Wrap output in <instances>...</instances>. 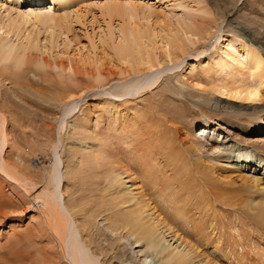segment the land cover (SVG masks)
<instances>
[{
    "label": "rangeland",
    "instance_id": "374dc122",
    "mask_svg": "<svg viewBox=\"0 0 264 264\" xmlns=\"http://www.w3.org/2000/svg\"><path fill=\"white\" fill-rule=\"evenodd\" d=\"M75 1L63 8L49 0H0V6L10 10L12 16L15 15L13 12L41 9L44 12L53 10L57 15L67 13L70 19L73 18L65 30L47 32L30 23L22 25L15 34H4L5 27L0 31V37L15 43L22 42L25 35L33 34L32 51L41 60L36 61L34 56L30 66L21 68L19 63L0 56V116L5 122L3 132L9 140L3 156L11 166L18 168L19 176L36 186L40 185L38 182L42 180L44 169L51 170L54 164L60 165L57 171L60 170L61 176L65 174L59 189L64 194L61 193V199L72 201L76 218L73 217L74 227L78 232L80 229L83 239L97 251L103 264H139L141 255L137 256V251H147V247L142 241L135 243L136 236H131L126 229L118 233L108 229L111 218L120 215V209L115 205L121 202L122 193L118 188H108V182L100 174L101 169L86 162V154L82 153L83 156L77 149L84 135L82 130L89 126L91 130L108 135L104 145L113 163L123 166L124 160H129L135 168L147 165V170L152 173L150 177L157 175L154 184L150 185L152 192L164 205L172 206L171 211L181 210L184 215H189L184 228L190 235L193 231L194 234L205 232L199 237L205 239V244L200 245L198 254L201 256L195 260L197 264H264V227L257 224L248 210L252 198L261 201L264 191L249 190L234 175L240 169L264 181V164L234 157L244 148L253 150L254 156L264 154V123L259 119L264 122V101L246 107L235 96L225 95L227 98L222 99L219 94H223H214L205 76L188 78L193 73L200 74L216 48L232 35L256 45L264 59V0H129L152 11L170 14L172 18L195 17L203 26L214 28L215 34L206 41L189 43L179 60L164 62L162 58V65L154 70L133 72L123 77L113 73L115 67L110 66V57L104 54L105 50L111 49L102 42L109 37L106 36L108 18L99 15L96 6L101 0ZM31 6L40 9H30ZM4 18L0 14L1 26L6 23ZM152 18L147 25L155 26ZM20 32L23 37L19 36ZM159 44L158 40L155 46ZM156 50L161 51L160 47ZM77 56L82 59L92 56V61L86 59L81 65ZM71 57L75 65L79 64L78 72L70 71L67 66ZM95 62L103 67L105 64V69H112L108 71L112 73H105V83L98 88L90 87L88 75L94 70ZM67 81L84 84L83 90L76 94V97L80 96L79 101L71 103L75 106L73 110L67 108L69 104L60 106L44 100L51 93H59ZM22 83L27 84L26 92L18 87ZM140 88L141 92H138ZM86 120H89V126H86ZM130 120L138 121L133 133L128 135L131 138L121 129L128 121L131 124ZM252 121L256 124L251 126L256 125V130L237 123ZM202 127L211 130L208 138L207 133L200 136ZM194 139H209L210 143L220 145L221 150L213 152L208 142L202 149H196L197 145L192 143ZM124 141L133 144L128 147L122 144ZM117 147L121 150L119 158ZM93 148L96 149V145ZM56 153L60 160L56 159ZM20 156L24 160L22 164L17 160ZM68 170L70 178L66 177ZM124 176L127 187L132 186V197L137 198L134 188L139 182L134 184L127 174ZM15 183L0 173V264L67 263L48 237L37 200H30L23 187ZM134 207L135 202H132L125 204L123 209L127 211ZM149 214L143 217L147 219ZM85 218L86 221L93 219V225L83 230ZM81 235L79 232V238ZM177 239L174 232L167 234L168 245L174 246L172 248L180 247ZM257 240H261L263 247L256 246ZM148 263L164 264L158 257H151Z\"/></svg>",
    "mask_w": 264,
    "mask_h": 264
},
{
    "label": "bare ground",
    "instance_id": "6f19581e",
    "mask_svg": "<svg viewBox=\"0 0 264 264\" xmlns=\"http://www.w3.org/2000/svg\"><path fill=\"white\" fill-rule=\"evenodd\" d=\"M49 1H51V3H53L54 5H60L64 8L67 5L70 6L71 2L75 0ZM128 1L129 0H101L96 3L97 9H99V15H102L109 20H106L107 25L105 24L107 26L106 36H108L109 39H102V42L104 41L106 44H108L109 48L111 49V52L105 50L106 53L104 54L107 55L106 57H110V66L114 65L115 69H113V73L116 74V76L119 75L123 77L126 74H131L133 72L146 73V71L148 72L153 68H157L162 65V58L164 62L166 60H168V62L179 60L180 57H182L179 55L185 54L189 43L196 44L201 40L206 41L215 34L214 28L203 26L202 21L199 22V20H196L195 17H191L188 19L172 18L170 17V14L165 15L166 13L152 11L151 9L145 8L141 4ZM75 2H73V4ZM29 8L40 9L39 7L35 6H31ZM2 10L6 11V8L0 6V14L5 16L6 23L3 26H1L0 24V31L4 29L3 27H5L6 30H4V34L7 35L15 34V32L18 31V29L22 25H27L30 23L31 25L33 24L34 26L42 28L47 32L53 29L65 30L67 29L66 27L69 25V22L73 19H70V17L67 16V13L64 15H57L53 12V10L49 9V12H44L41 9L40 11L37 10L38 12L36 10H30L28 12L24 11L21 13L13 12L15 14L14 16L11 15L12 12L10 10H7L5 14H3L4 12ZM77 11L80 10L77 9ZM77 11L75 13H77ZM150 18L154 20L152 21V23L155 22V26L147 25L151 20ZM0 22L2 23L3 21ZM23 31L25 30H22V32ZM19 34V36L21 37V32ZM20 37L18 38V41L21 39ZM235 37L233 35L231 37H227V42L221 43L218 48L215 47V54L209 58V63L207 64L206 68H202L203 70L200 71V74H194L192 72L193 74H191L188 78L198 79L202 76H205V81H207L208 83H206L210 85V90L213 91V93L218 92L223 94H219L220 98L223 99L226 97L225 95H230L229 97L232 96L234 98L235 96L239 98L241 100L240 104L245 105L246 107L259 105L256 103L264 101V59L262 53L260 52V50H258L257 47H255L256 45L251 44L250 42H245L243 40L240 41ZM158 40L160 44L159 46H155ZM34 42L35 37L33 36V34L31 36L30 34L25 35L22 42L19 41V43H15L7 38L3 39L2 37H0V56H2V58L5 60L12 59L17 63V65L19 63V66L21 68H23V66H30L34 61V56L36 61L41 62V60H38V56H36L32 51ZM105 43H103V45ZM238 44L240 45L237 46ZM157 47H160V52L158 51L159 49L156 50ZM45 49H47V47ZM157 51L161 54H159ZM92 56H90L91 59ZM96 56L98 55H95L94 57L97 58ZM84 59L85 58L82 59L81 57H78V61H80L81 65H83L82 63H84L86 59L92 61L88 57L85 60ZM69 60L70 62L69 64H67V66L69 69H71L70 71L73 70L75 72L79 64L75 65V63H73L72 61V57L69 58ZM100 60L99 62L102 61ZM96 63L97 62H95L94 67L92 68L94 70H91L90 74L87 73L90 76L89 82L92 85L90 87L93 88H98L103 85L105 83L104 80L106 75L112 73L108 72L112 71V69L109 70L110 68L107 69L108 67L106 69L104 68L106 66L104 63V67L101 66L100 63L99 65ZM91 66H93V64ZM214 70L215 72H213ZM218 75H220L221 77H219ZM219 78L221 79L219 80ZM67 82L68 83L65 85L62 84L63 86H61L59 93H51L50 96H48L46 99H43L45 101H49L50 103L54 102L56 104H60V106H62V103L69 104L68 107H66L73 110L75 106L71 105V103H76V101H79L80 96L76 97V94L83 90L84 84H80L79 81ZM18 87L25 92L27 90V84L22 83L18 85ZM141 89L142 88H140L138 92H141ZM231 101H233V99ZM237 103H239V101H237L236 104ZM85 115L87 118H90V115H88L87 113H85ZM259 119L261 120V123H264L262 121V118ZM130 121L131 124L129 123V121L123 125L120 124L122 126L121 129L126 133V136L132 134L134 131L133 129L138 125V121ZM75 123L77 122L75 121ZM85 123L88 124L89 120H86ZM237 123L241 124L244 128L248 127L254 130L257 129L256 125L254 127L251 126V124H256L255 121H252L249 124H246V122ZM86 126H89V124ZM4 127L5 122L0 116V173L5 175L6 178L9 179V182L11 181L13 183L15 181L16 183L21 185V187H23L24 191L26 192L24 193L27 195V197H30V200H35V202L37 200L39 204L40 214L43 217L44 224L46 225L48 237L51 239L54 247L58 249V252L61 255L60 257L62 259L66 258L67 263H63L103 264L99 260L97 251H95V249L93 248H90L88 246L89 244L83 239L80 229L79 232L81 238H79V232L76 231L74 227L75 220L73 219L75 218V209L72 205V201L69 199H65L64 197H62L63 200L61 199L62 191L60 192L59 189H61L62 186V176H65V174L61 176L60 170L57 171L60 165L57 166V164H54V167H52L51 170L44 169L42 180L38 182V185L40 183L39 186L26 181L21 175H18V168L11 166L7 159L3 156L4 149L9 142L8 137H6V134H4L3 132V130L5 129ZM207 127H202L203 133L202 135H200L201 137L206 133L207 136H205L207 138L210 136L211 130H209V128ZM82 132H84V135L77 149L79 150V152H81V154H86H84L85 156L82 154L85 158H87L86 162L89 161L93 165L97 166V168L101 169L100 174L102 176V179L108 182V188H118V192L122 193L121 202H119L118 205H115L120 209V212L118 213L120 215L111 218L108 229L112 231V233H118L119 230L126 229L131 236H136L135 243H138L140 241L143 242V245L147 247V251L143 249L137 251V256L141 255L139 264H149L148 261L151 260V257L160 258L161 261L164 262V264H197L195 260L201 256L200 253L198 254V250L200 249V245H202L203 243L205 244V239L199 237H201L200 235H203L205 232L203 233V231H201L194 234L195 232L193 231V235H190L186 231V228H184V223L186 219H188L189 215H184V212H182L181 210L174 209L173 211H171L172 206L164 205L159 197L155 196V192H152L150 185L154 184V178H156L157 175L150 177L152 173L150 170H147V165L138 166L135 168L133 164L129 162V160H124L123 166L113 163L111 160H109L108 153H106L107 148L104 145L106 142L105 138L108 135H102L100 133L102 131L91 130L90 126L85 127ZM128 137L131 138L132 136ZM205 142H208V144L212 146L213 152H219L221 150L220 145L217 146V144L210 143L209 139H207V141L205 139L197 141H195V139L192 140V143H195L197 145L195 147L196 149H202ZM122 144H127V146L129 147L133 143L124 141L122 142ZM95 145L96 149L98 150L93 148ZM129 149V151H132L131 148ZM253 152V150H250L248 148H244L242 150L240 149L234 157L243 160L253 159L255 161H259V165L264 164V154L258 153L256 154V156H254L255 153ZM116 154H118L119 158L121 154V150L119 148ZM55 156L57 160H60L59 153H56ZM21 157L22 156H20V159ZM20 159L17 158L20 163L24 161L23 158L21 160ZM156 172H158V169ZM31 174H33V172H31ZM125 174L128 175L127 178L132 180L134 184L139 182V185H136L137 187L133 186L136 187L134 188V190L137 192V198L132 197V186L127 187L128 183L124 181ZM138 174L145 177H139ZM234 175L238 177L249 190H254L257 193H261L262 191H264V181L262 178L256 177L254 175H247L246 172L240 169L236 170L234 172ZM27 176H29L28 173ZM70 176L71 172H69L68 170L66 177L70 178ZM32 179L35 178L32 177ZM62 195L64 194L62 193ZM256 199L257 198L253 197L252 200L248 203V210L253 213V219H255L257 224H259L263 228L264 194H261V201H258ZM132 202H135V207L133 209H128L127 211H125L123 209V206L127 203ZM148 213H150L149 217L145 219L143 216ZM83 221L86 222H82L83 230L85 229L84 227H92L93 219L87 218L86 221L85 218V220L83 219ZM77 227L78 226H76V228ZM199 230L202 229L200 228ZM171 231L174 232V235L178 238L177 240L180 242V247L172 248L174 246L168 245L169 241H167V234ZM207 236L208 235H206V237ZM260 241H256V246H259L258 248L263 247V243H260ZM134 247L139 248L136 245ZM262 251H264V248H262Z\"/></svg>",
    "mask_w": 264,
    "mask_h": 264
}]
</instances>
